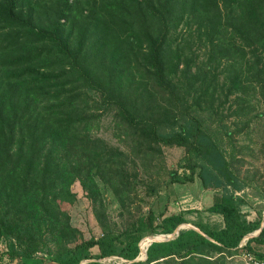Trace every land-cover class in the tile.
<instances>
[{
    "label": "trees",
    "instance_id": "obj_1",
    "mask_svg": "<svg viewBox=\"0 0 264 264\" xmlns=\"http://www.w3.org/2000/svg\"><path fill=\"white\" fill-rule=\"evenodd\" d=\"M104 114L126 149L94 134ZM262 121L264 0H0V264H227L236 254L264 264V224L241 243L264 219V125L252 136ZM163 145L183 146L188 169L168 170L169 181H191L198 168L204 187L218 190L206 210L221 222L135 202L139 179L149 195L167 182L136 170L164 167ZM74 183L97 235L71 221ZM247 185L263 200L251 217L238 193ZM184 222L209 237L182 227L129 261L145 234Z\"/></svg>",
    "mask_w": 264,
    "mask_h": 264
},
{
    "label": "rangeland",
    "instance_id": "obj_2",
    "mask_svg": "<svg viewBox=\"0 0 264 264\" xmlns=\"http://www.w3.org/2000/svg\"><path fill=\"white\" fill-rule=\"evenodd\" d=\"M203 48V46H200V50H203ZM232 119L233 116L226 118V121L230 123L231 127L233 126L231 122ZM216 121V119L212 120L213 123H211V126H214L213 124L218 125L219 122ZM99 122L100 127L99 129L93 130L94 134L103 137L104 140H106L112 146L118 145L120 148L126 149L124 143L121 142L118 136H116L115 134L112 117L110 115L104 114L103 116H101ZM263 125V121L253 122V137L259 138ZM220 144L223 146V150L228 156L230 144L226 135L223 134ZM162 153V165L164 167H161V162L157 161H154L149 165H143L137 162L136 170H138L140 178L144 179L145 181H150V179L153 178L152 180L155 181V185L159 184L162 178L166 179L167 182L161 181V183L156 187L158 192L156 194L149 195V193L146 191L145 184H143L141 179H139L138 184L135 185L136 193H138V197L136 198L135 202L141 204V208L143 210H146L149 206H153V208L161 210L163 209L164 205H167V210H172L175 208L185 210L189 209L190 211L186 213V217L191 220L202 219L207 221L221 222L222 217L220 214L209 212L208 210H206V206L212 202L213 195L215 191L218 190L204 187L201 181V177L198 175V168L195 169L194 178L191 181H169L167 171L170 169H177V172H179L180 174L184 170L188 172L187 168L180 165L181 159L183 158L182 156L185 153L183 146L163 145ZM253 161L254 165H260L259 160H256V158H254ZM72 188L76 193V199L73 200L72 204L69 205V212L72 223L81 229L83 236L85 237H89L90 235H97L100 231V228L94 217L90 200L85 196L84 190L78 183H74L72 185ZM238 193L245 194L250 201L249 204L251 205V207H248L249 205L244 204L242 206V209H249L251 215H254L255 213L253 209L255 210V203H258V201L263 202L260 195L257 194L254 185L244 186L243 188L238 190ZM140 197L142 198V200L139 199ZM104 198L107 202V213L110 217V220L115 225L119 224L118 227H120V221L124 220V216H119L118 205L116 201L112 199L113 196L109 190L104 191ZM146 235L147 234H145V236ZM3 248H5L4 240L0 242V249ZM115 258L116 257H112L110 259L107 258L106 260H114ZM114 261L115 264H125V261L121 258H116ZM247 262L248 260L245 254H236L229 257L227 264H247Z\"/></svg>",
    "mask_w": 264,
    "mask_h": 264
},
{
    "label": "water",
    "instance_id": "obj_3",
    "mask_svg": "<svg viewBox=\"0 0 264 264\" xmlns=\"http://www.w3.org/2000/svg\"><path fill=\"white\" fill-rule=\"evenodd\" d=\"M263 213H264V211H263ZM263 217H264V214H263ZM263 224H264V219L262 220L261 225H260L259 228H257V229L254 230L253 232L248 233L247 235L244 236V238H243V240H242L241 243H243L244 240H245L246 238H248L250 235L256 234V233L261 229V227H262ZM183 226H184V227H192V228H195L196 230H198L199 232H201V233L204 234L205 236L209 237V236H208L206 233H204L199 227H197L196 225H194V224H192V223H190V222H184V223L179 224V225L174 229V231H172V232H170V233H159V235L162 234L161 236H156V235H152V233H149V234L146 235V237H148V239H149V243H150L151 241H154V240H165V239H170V238L174 237L176 234H178L179 229L182 228ZM149 243H148V244H149ZM146 249H147V246H146V247H143V246H142V249H141V251H140V255L136 256V257L133 258V259H130L129 261H136V260H140V259H145V258H146ZM107 258L110 259V258H112V257L110 256V257H107ZM107 258H106V259H107ZM106 259H105V260H106ZM87 260H90V259H82L78 264H82L83 262H85V261H87Z\"/></svg>",
    "mask_w": 264,
    "mask_h": 264
},
{
    "label": "crops",
    "instance_id": "obj_4",
    "mask_svg": "<svg viewBox=\"0 0 264 264\" xmlns=\"http://www.w3.org/2000/svg\"><path fill=\"white\" fill-rule=\"evenodd\" d=\"M255 202H256V201H255ZM258 202H260V201H258ZM248 207H251V206H248ZM247 210L249 211V209H247ZM253 211H254V209H253ZM263 211H264V209H263ZM254 213H255V211H254ZM263 214H264V213H263ZM248 216H249V217L253 216V215H251L250 211H249Z\"/></svg>",
    "mask_w": 264,
    "mask_h": 264
},
{
    "label": "bare ground",
    "instance_id": "obj_5",
    "mask_svg": "<svg viewBox=\"0 0 264 264\" xmlns=\"http://www.w3.org/2000/svg\"><path fill=\"white\" fill-rule=\"evenodd\" d=\"M156 236H161V234L159 235V234H157ZM149 243V242H148ZM148 243L145 245V247L148 245Z\"/></svg>",
    "mask_w": 264,
    "mask_h": 264
}]
</instances>
